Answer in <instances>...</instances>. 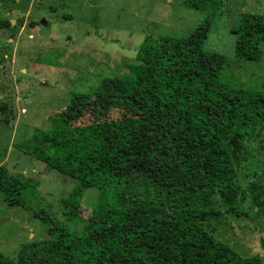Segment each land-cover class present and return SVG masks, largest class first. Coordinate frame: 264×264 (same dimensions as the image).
<instances>
[{
  "label": "trees",
  "instance_id": "16d2710c",
  "mask_svg": "<svg viewBox=\"0 0 264 264\" xmlns=\"http://www.w3.org/2000/svg\"><path fill=\"white\" fill-rule=\"evenodd\" d=\"M185 3L211 12L186 37L145 36L119 78L153 86L139 116L80 127L61 116L55 129L34 131L36 158L51 169L97 159V198L79 231L48 209L33 211L48 238L22 245L14 260L0 253V264H262L213 237L210 222L247 216L230 149L264 143V90L225 83L226 57L203 47L220 1ZM232 33L238 61L262 59L264 15L242 14ZM24 187L0 165V196L8 206L27 210ZM247 190L263 207L261 184ZM216 194L224 211L215 208ZM63 215L82 222L69 209Z\"/></svg>",
  "mask_w": 264,
  "mask_h": 264
},
{
  "label": "rangeland",
  "instance_id": "374dc122",
  "mask_svg": "<svg viewBox=\"0 0 264 264\" xmlns=\"http://www.w3.org/2000/svg\"><path fill=\"white\" fill-rule=\"evenodd\" d=\"M185 1L0 0V23H7L0 29V165L24 183L27 208L10 207L0 196V253L6 258L14 260L22 245L48 238L47 226L33 211L48 209L79 231L97 198V159L51 169L36 158L34 131L55 129L61 116L73 127L139 116L153 86L119 78L145 36L186 37L211 12L208 5L198 10ZM219 1L204 49L226 57L225 83L264 90V43L260 61H238L232 33L242 14L264 15V0ZM230 150L243 189L238 203L247 216L224 214L210 222V232L264 264V194L258 208L247 190L252 183L264 190V143L242 141ZM214 200L224 211L217 194ZM64 209L82 222H66Z\"/></svg>",
  "mask_w": 264,
  "mask_h": 264
},
{
  "label": "water",
  "instance_id": "95a60500",
  "mask_svg": "<svg viewBox=\"0 0 264 264\" xmlns=\"http://www.w3.org/2000/svg\"><path fill=\"white\" fill-rule=\"evenodd\" d=\"M41 23H42L43 25H45L46 22H45L44 19H42V20H41Z\"/></svg>",
  "mask_w": 264,
  "mask_h": 264
}]
</instances>
